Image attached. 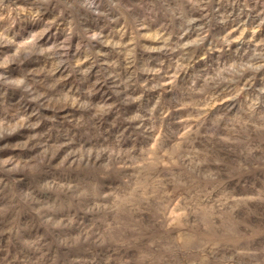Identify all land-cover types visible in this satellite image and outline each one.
Wrapping results in <instances>:
<instances>
[{"label": "rangeland", "instance_id": "obj_1", "mask_svg": "<svg viewBox=\"0 0 264 264\" xmlns=\"http://www.w3.org/2000/svg\"><path fill=\"white\" fill-rule=\"evenodd\" d=\"M0 264H264V0H0Z\"/></svg>", "mask_w": 264, "mask_h": 264}]
</instances>
